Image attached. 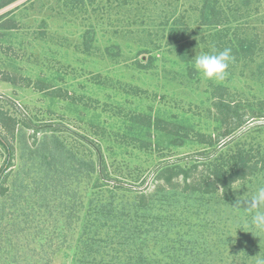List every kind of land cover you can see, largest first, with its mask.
I'll return each instance as SVG.
<instances>
[{"label":"rangeland","instance_id":"1","mask_svg":"<svg viewBox=\"0 0 264 264\" xmlns=\"http://www.w3.org/2000/svg\"><path fill=\"white\" fill-rule=\"evenodd\" d=\"M224 48L205 80L195 55ZM260 120L264 0H0V241L18 236L15 264H76L94 201L157 193L128 237L144 264H253L264 234L232 206L264 183V124L214 151ZM217 168L244 177L208 186Z\"/></svg>","mask_w":264,"mask_h":264},{"label":"trees","instance_id":"2","mask_svg":"<svg viewBox=\"0 0 264 264\" xmlns=\"http://www.w3.org/2000/svg\"><path fill=\"white\" fill-rule=\"evenodd\" d=\"M230 108L231 106H229L226 111ZM227 117L228 116L225 118ZM230 117L232 118V116ZM246 165V162L240 164V166ZM240 171L241 168H230L229 170L217 168L211 172L212 178L205 179V182L208 183V186H210L211 183L222 189L227 188L232 182L236 181V179L244 177V175L240 174ZM186 172L187 171L179 169V172H176L175 175H184ZM167 180L170 181V177H168ZM114 188H122L124 191L137 192L130 187L124 188L123 185H114ZM157 195V193L147 195L145 192H139L135 196L120 194V197H118L120 199L119 202H114V195L112 197L99 198L97 201H94L95 204H92V201H90L89 204H92L94 209L92 211L89 209V212L86 214L82 232L80 233L81 239L79 240L81 245L88 244V247L83 252H80L79 246L78 249L76 247L75 263L84 264L85 261H89V263L92 262V264H96L95 261L93 262L92 260L95 258L98 259L99 255H101L102 258L105 259H103V261H105L106 264H115V259L118 260L119 258L123 261L121 264H144V258L138 256L137 250L135 249L137 242H134L133 238V243L128 242V237L138 232H142V234L148 233L149 228L146 213H151V207L154 202H156L155 197H157ZM146 197L149 198L146 199ZM141 198L147 201L142 202L140 201ZM98 230L102 232L105 230L107 237L98 235ZM115 236H117V238H115ZM14 237L15 236L11 235L7 237L4 236V239L0 241V247H2L0 248V264L16 263L17 260L14 261V257L9 256L10 252L8 253V249L20 251L18 236L16 237L17 243L13 241ZM131 243L133 245V254L132 257L129 255L126 258V254L131 251L129 250ZM14 245H16L17 249L13 248ZM126 247H128V250ZM120 253H123V255L119 257ZM26 256V254L24 256L22 254V260H25ZM87 257H89L90 260H85Z\"/></svg>","mask_w":264,"mask_h":264},{"label":"clouds","instance_id":"3","mask_svg":"<svg viewBox=\"0 0 264 264\" xmlns=\"http://www.w3.org/2000/svg\"><path fill=\"white\" fill-rule=\"evenodd\" d=\"M234 61L232 50L224 48L222 51L216 52H200L195 55L193 64L197 72H199L205 80L220 81L227 74L230 64ZM243 184H237L232 189H240ZM245 186V185H244ZM237 210L243 209L249 220L245 227L248 232L259 237L264 234V183L258 184L254 190L244 192L243 196L237 199L234 206ZM240 228L241 227H237ZM236 228V229H237ZM234 229V232L235 230ZM253 264H264V255L256 254Z\"/></svg>","mask_w":264,"mask_h":264},{"label":"water","instance_id":"4","mask_svg":"<svg viewBox=\"0 0 264 264\" xmlns=\"http://www.w3.org/2000/svg\"><path fill=\"white\" fill-rule=\"evenodd\" d=\"M259 124H264V120H260V121H254L251 122L249 124H247L246 126H244L243 128H241L239 131H237L235 134H233L232 136H230L227 140H225L220 146H218V148L214 151V153L220 149L221 147L225 146L226 144H228L229 142L233 141L235 138H237L239 135H241L242 133H244L246 130H248L249 128H251L254 125H259ZM71 132L75 133L73 130L69 129ZM77 136H79L81 139L85 140L88 144L92 145V143L90 141H88L84 136L80 135V134H76ZM94 147V145H92ZM95 148V147H94ZM211 156L210 155H206V156H201V158H209ZM159 167V166H158ZM155 168V170L159 169V168Z\"/></svg>","mask_w":264,"mask_h":264}]
</instances>
